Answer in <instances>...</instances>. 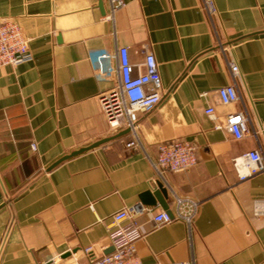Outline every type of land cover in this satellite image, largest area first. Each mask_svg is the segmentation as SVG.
<instances>
[{
    "label": "crops",
    "instance_id": "obj_1",
    "mask_svg": "<svg viewBox=\"0 0 264 264\" xmlns=\"http://www.w3.org/2000/svg\"><path fill=\"white\" fill-rule=\"evenodd\" d=\"M210 1L211 12L204 0H124L111 19L110 0H0V17L19 24L32 55L0 68V264L54 255L87 264L85 248L111 252L110 216L140 204L156 180L165 210L174 212V194L198 208L190 226H156L164 209L142 205L134 217L142 264H264V171L240 180L237 161L251 150L264 157V0ZM116 47L133 63L152 53L162 81L160 103L140 115V146H126L128 130L47 170L119 132L97 99L111 83L95 77L96 54ZM228 61L238 65L234 78ZM228 84L240 98L224 105L217 90ZM230 112L248 117L241 139L224 128ZM177 138L194 143L197 162L160 178L150 160L159 142Z\"/></svg>",
    "mask_w": 264,
    "mask_h": 264
},
{
    "label": "built area",
    "instance_id": "obj_2",
    "mask_svg": "<svg viewBox=\"0 0 264 264\" xmlns=\"http://www.w3.org/2000/svg\"><path fill=\"white\" fill-rule=\"evenodd\" d=\"M204 2L208 11L211 12L213 3L210 0H204ZM123 5L124 0H110L108 18L113 19L115 11ZM28 41L17 22L0 17V68L17 66L31 60ZM95 63V77L100 81L111 83L97 95L109 128L116 132L128 129L132 139L126 143V146H140L137 135L140 115L157 106L164 94L154 55L148 52L141 63H133L129 58L127 47H116L113 55L105 51L98 52ZM228 67L234 78L239 72L237 63L228 61ZM217 94L224 105L237 102L240 98L234 84L220 87ZM205 113L213 119L216 118L213 106H207ZM221 127L216 125V128ZM224 128L234 138L241 139L249 133L248 117L242 112H230L225 117ZM31 148L35 149V145H31ZM237 161L244 166V170L239 173L240 180L264 171V157L258 150L248 151ZM196 162L194 143L179 138L159 142L157 156L154 160H150L155 173L160 178H164L166 172L186 170L194 166ZM174 200L175 210L171 215L165 211L153 214L152 218L156 226L175 220L184 221L190 226L196 215L198 202L181 198L176 194H174ZM144 211L146 209L141 204L115 211L110 216L108 224V239L113 248L112 251L94 256L90 247L85 248L83 253L87 257V264H142L136 254V242L142 237V233L134 217ZM42 264H59V255L48 258ZM73 264H79V262L74 259Z\"/></svg>",
    "mask_w": 264,
    "mask_h": 264
},
{
    "label": "water",
    "instance_id": "obj_3",
    "mask_svg": "<svg viewBox=\"0 0 264 264\" xmlns=\"http://www.w3.org/2000/svg\"><path fill=\"white\" fill-rule=\"evenodd\" d=\"M99 5L100 7H102V0H99ZM128 132V129H124L119 131L118 133L111 135L109 137H104L102 139H99L87 146L84 147H80L76 150L71 151L68 154H65L63 156H61L60 158H58L57 160H55L51 165H49V167L47 168V170H51L53 167H55L56 165H58L59 163H61L62 161L71 158L75 155H78L82 152H85L89 149H93L111 139H114L122 134H125ZM168 198V193H167V189L164 186L163 182L161 180H156L155 181V187H153L152 189L146 190L144 191L141 195H140V204L141 205H149V206H154L156 204L161 205V207L164 209L165 212H167L169 215H171L172 213L170 211L165 210L167 208V200ZM112 247H111V251H112ZM69 253H66V255H69Z\"/></svg>",
    "mask_w": 264,
    "mask_h": 264
}]
</instances>
